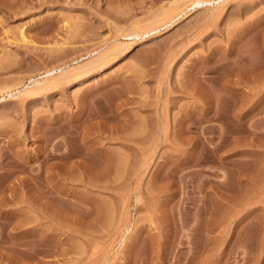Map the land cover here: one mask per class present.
I'll use <instances>...</instances> for the list:
<instances>
[{"label":"rangeland","instance_id":"rangeland-1","mask_svg":"<svg viewBox=\"0 0 264 264\" xmlns=\"http://www.w3.org/2000/svg\"><path fill=\"white\" fill-rule=\"evenodd\" d=\"M0 264H264V0H0Z\"/></svg>","mask_w":264,"mask_h":264},{"label":"bare ground","instance_id":"bare-ground-1","mask_svg":"<svg viewBox=\"0 0 264 264\" xmlns=\"http://www.w3.org/2000/svg\"><path fill=\"white\" fill-rule=\"evenodd\" d=\"M204 1H206V0H194L195 4H196V3H200V2H204ZM207 1H208V0H207Z\"/></svg>","mask_w":264,"mask_h":264}]
</instances>
